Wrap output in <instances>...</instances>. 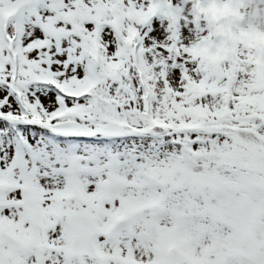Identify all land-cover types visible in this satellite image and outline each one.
I'll return each instance as SVG.
<instances>
[{
  "label": "snow or ice",
  "instance_id": "1",
  "mask_svg": "<svg viewBox=\"0 0 264 264\" xmlns=\"http://www.w3.org/2000/svg\"><path fill=\"white\" fill-rule=\"evenodd\" d=\"M0 264H264V0H0Z\"/></svg>",
  "mask_w": 264,
  "mask_h": 264
}]
</instances>
